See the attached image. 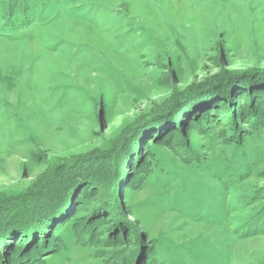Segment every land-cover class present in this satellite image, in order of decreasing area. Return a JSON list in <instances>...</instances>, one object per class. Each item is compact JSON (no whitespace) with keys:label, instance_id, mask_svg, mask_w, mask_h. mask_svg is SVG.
Wrapping results in <instances>:
<instances>
[{"label":"rangeland","instance_id":"rangeland-1","mask_svg":"<svg viewBox=\"0 0 264 264\" xmlns=\"http://www.w3.org/2000/svg\"><path fill=\"white\" fill-rule=\"evenodd\" d=\"M0 264H264V0H0Z\"/></svg>","mask_w":264,"mask_h":264},{"label":"trees","instance_id":"trees-1","mask_svg":"<svg viewBox=\"0 0 264 264\" xmlns=\"http://www.w3.org/2000/svg\"><path fill=\"white\" fill-rule=\"evenodd\" d=\"M262 221V220H261Z\"/></svg>","mask_w":264,"mask_h":264}]
</instances>
